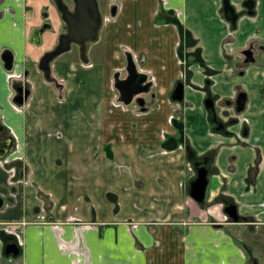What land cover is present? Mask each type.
Returning <instances> with one entry per match:
<instances>
[{
	"label": "crops",
	"instance_id": "crops-1",
	"mask_svg": "<svg viewBox=\"0 0 264 264\" xmlns=\"http://www.w3.org/2000/svg\"><path fill=\"white\" fill-rule=\"evenodd\" d=\"M167 1L162 6L161 0H122L118 15L103 28L95 45L104 38V46L95 50L94 55L104 60L110 54L114 62L109 60L115 64L110 68L100 65V70L107 69L106 74L109 73L108 86L101 84L106 107L96 128L85 126V122L72 126L65 113L67 109H55L48 99L35 103L46 118L45 126L60 113L64 115L63 126L56 124L50 136L53 143L59 146L67 133L78 135L86 150L89 141L97 148L96 161L88 152L69 157L74 149L71 144L61 147L62 152L51 148L53 155L46 156L42 151L45 143L39 137L45 131L44 125L41 127L37 120L32 122L31 118L37 117L35 113L23 116L22 110L25 105L28 108L35 96L38 81L48 82L46 86L57 84L69 93L71 102L88 98L94 83L86 84V79L74 72L80 69L95 76L90 70L96 65L85 66L90 59L87 63L80 60L79 66L68 61L60 66L59 62L51 66L54 80H48L39 67L47 49L39 51V45L31 38L35 22L24 11L25 1L18 5L13 0L0 2L5 7L14 3L19 10L15 17L0 16V121L6 125V138H13L6 160L0 158V231L4 230L9 240L21 248L19 255L6 254V242L0 235V264H264L261 174L256 176L251 189L243 192L249 167L264 156V140L259 137L264 136V121L259 119L264 113V105L259 103L260 97L264 98V58L262 66L254 68V74L251 72L252 80L245 81L249 116L255 118V124H261L250 135V140L256 136L255 141L227 145L223 141L228 138L212 134L211 129L207 138L193 139L196 130L184 127L180 132L174 125L172 130L166 128L165 137L161 135L172 112L185 111L184 115L190 118L196 116L193 112L197 108L205 109V92L200 89L205 77L203 68L188 58L186 64H181L178 47L185 36L178 22L197 40L209 66L221 70L231 57L227 53L250 45L264 56V0H253L254 12L246 7L247 0ZM226 3L239 16L235 27L230 23L234 12L225 9ZM6 46L14 55V68L10 70L2 57ZM126 55H132L137 68H143L152 77L153 103L147 110L141 108V114L133 109L134 105L124 110L116 96L108 93L115 86V73L128 65ZM65 65H70L68 70ZM184 69L187 76L190 71L192 74L185 81V100L178 102L172 94L177 82L186 77ZM56 72L65 76L64 84L56 81ZM24 77L31 83V94L19 105L14 102L12 84ZM216 80L217 93L231 94L226 74ZM251 94L257 99L254 108L250 107ZM200 114L206 116V109ZM137 118L140 125L133 123ZM134 124L137 128H132ZM184 140H193L199 152L217 150L214 166L220 175L213 177L215 184L207 209H202L201 203L189 194L192 177L186 150L180 145ZM61 153L65 162L59 159ZM18 163L25 166L23 174L10 167ZM238 164L243 167L237 169ZM137 177L144 183L142 189L133 187L139 182ZM110 178L114 181L111 190L105 185ZM220 193L236 203L240 201L244 214L255 217L250 222L257 225L255 232L239 241L229 224L217 222L224 211L223 204L217 201ZM42 206L49 212L46 218L39 211Z\"/></svg>",
	"mask_w": 264,
	"mask_h": 264
},
{
	"label": "flooded vegetation",
	"instance_id": "flooded-vegetation-1",
	"mask_svg": "<svg viewBox=\"0 0 264 264\" xmlns=\"http://www.w3.org/2000/svg\"><path fill=\"white\" fill-rule=\"evenodd\" d=\"M4 1L5 0H0V2H4ZM13 1H17L16 4L18 5V3L22 0H13ZM24 1H25V7H24L25 13L28 15L30 20L35 22V26L32 28V31H31V38L34 40L33 41L34 44L38 46L43 42V36L45 32L50 31L52 32V34H55V38L53 42L51 43V45L44 52L45 54L49 51H54L61 45L63 37L69 34V30H70L69 27H70V24L73 18L78 19L80 16L82 17L87 14L90 18L94 19L97 22L99 14H100L103 20V25L101 28V32H102L103 28L105 27V21H111L120 12L121 10L120 4L122 0H49V1L41 0L42 2L39 0H24ZM38 2H39V7L35 8ZM40 2H41V6H40ZM253 3H251L250 0H247L245 2L246 7L248 8L250 12L251 11L254 12L253 8L255 5H253V7L250 8V5ZM16 4L12 3V4H9L8 7H5L3 6V3L2 4L0 3V7H1L0 16L4 17L7 14H9L11 17H15L16 15H18L19 10L17 9ZM161 4L162 6H166L168 4V1L161 0ZM38 12H41L42 20H40V22L38 19H35V16L37 17ZM235 14L237 15V13H234V16ZM65 16H67L68 20L64 18ZM238 17L239 16L237 15L236 21H233V19L230 20V23L234 27L237 25ZM53 21H56L58 24L56 23L57 25H55ZM101 32H100V35H101ZM230 36L231 35H228V37ZM93 44L90 46L89 51L87 53L88 57H89V52ZM75 48L78 50L79 57L81 59L82 57L81 46L78 43L72 41L70 48L66 51L61 52L59 55H57L54 58V60L51 62V66L55 62H57L59 57L69 52H72V50ZM2 50H3L2 57L5 55L7 56V58L12 57L13 53L9 47L6 46ZM248 50L252 52L254 60L246 61L247 59L246 51ZM44 54L42 55V57L44 56ZM239 54H241L242 57H238ZM228 55H230L231 57L227 58L225 68L221 70L213 69L212 67L209 66L208 62L206 61V64H207L206 68L210 69L213 73H207L205 71V68L196 62L203 68V73L205 75L203 79L204 83L200 87V89L201 91L205 92L204 107L207 111L209 129L213 131L212 134H218L220 136H225L228 139H233V143L235 144H246L250 140V137H251L250 135L252 131L255 130L256 128H254L253 121H251V118L249 116V112L247 113V102L249 99V90H248L247 85L245 84V81L246 80L251 81L252 80L250 76L252 74L251 72H253L254 74V71H255L254 68H258L262 65L251 67L253 63H256V55H257V51H255V48L253 45L245 47L243 50L236 52L235 54L229 52L227 53V56ZM182 59L184 60V64H186L187 59H184V58ZM232 62L234 63L236 62V65H234V63ZM4 64H5V61H4ZM13 68H14V55H13V66L11 69ZM125 70H126V73L122 77H120L119 72L115 73L116 80L124 79L128 76L129 73L127 71V66ZM137 70L146 75V80L142 84L150 83L149 90L143 91L141 94L150 93L153 84L148 79L147 74L145 72L140 71L139 69ZM223 72H225L224 74H226L228 78H229V75L232 76L233 77L232 80L234 81L232 82L230 79L228 80L230 83V86L228 87V89L231 90V94L228 93V95H225V96L220 95L215 90V86H216L215 82L217 81L216 79H218L216 76ZM190 74H192V71ZM236 76H241L242 78L241 81H239V79H236ZM19 78H21V76ZM142 78L143 76L141 77L138 76L135 79V81L139 82ZM186 79L188 81L190 80V78L187 76V73H186V77L184 76V80L182 79L184 83ZM240 82L245 84L246 88L242 87L241 84H239ZM12 86L14 90L13 98H15V96L18 95V88L21 86H23V88H21L23 89V91L21 92L22 95L25 94V91L27 89H29L30 94H31L30 84L28 83V80L26 79V77L22 79H15ZM137 86L139 85H135V87ZM263 90H264V85H263ZM30 94L28 95V97L30 96ZM261 95L262 94L260 93V96ZM28 97L25 99V101L28 99ZM209 98L212 99V102H213V107L211 108H208L206 104V100ZM242 98H245L244 107L240 109L243 103ZM260 100L264 104V98L262 99L260 97ZM145 109L147 110L146 106H145ZM171 120L172 119H170L169 121L170 123H172ZM172 124L174 125V123ZM6 129H7L6 125L0 121V142H2L3 139L11 138V137L6 138L7 137ZM180 145L183 146L184 149L186 150L189 163L193 167L190 169L192 179L198 176L199 169H204V168L208 169L209 171L208 172L209 184L207 186V192H208L211 179H213L214 176H218L216 174H219L216 172L217 168L214 166L215 152L217 150L209 149V150H205L204 152H199L195 149V145L193 146V140L191 143L185 142L184 140V144H180ZM261 158L262 159L257 160V162H255L252 166L249 167V170L250 172H252L253 177L251 178L250 176H247L245 190L251 189L252 182L256 178V175L259 172V170H261V162L264 161V156H262ZM221 203L224 206V211L228 205L232 203L237 204L235 200L227 196H226V200ZM237 206H238V212H239V205L237 204ZM226 214L228 215L227 212ZM239 214H240V222L242 220L245 223H250V222L255 221L254 216L245 215L240 212Z\"/></svg>",
	"mask_w": 264,
	"mask_h": 264
},
{
	"label": "rangeland",
	"instance_id": "rangeland-1",
	"mask_svg": "<svg viewBox=\"0 0 264 264\" xmlns=\"http://www.w3.org/2000/svg\"><path fill=\"white\" fill-rule=\"evenodd\" d=\"M39 1H41V0H39ZM42 1H44V0H42ZM41 2H40V6H41ZM36 7H39V2L36 4L35 8ZM35 19H38L39 22H40V20H42L41 19V12L37 13V17L35 16ZM53 22H54L55 25L58 24L56 21H53ZM108 22H110V21H105V25L108 24ZM54 38H55V34H52V32H50V31L49 32H45V34L43 36V42L38 47L39 51H42V50L44 51L45 49H47L51 45V43L53 42ZM104 41H105L104 38H102V40L97 45L93 44V47H92V49L89 52L90 63H88V65H85V66H90L91 64L92 65H96L95 68L90 70V72L91 71L94 72L93 74L95 76L91 75V73H86L85 71H80V69L78 71L74 72V74L79 75V77L83 76V78L86 79L85 80L86 84H88V83L92 84V82L94 83L93 91L87 93L89 95L88 98L84 96V98H82V100L80 98L78 100H76V101L72 99V102H71V101H69V99H70L69 93H67L66 91L62 90L61 87L58 86L57 84L52 85V86H50V85L46 86V83H48V82H44V83L40 82L39 83V81H38V85H36V87L34 88L35 96L33 97L32 101L28 105V108H27L26 105L23 106V108H22V110L25 112L23 114V116L27 115L26 113H30V112L35 113L37 117L36 118H31L32 122L34 123L37 120V124H39L42 127L45 124V122H46V118L43 116V112L42 111H40L39 109L35 108L36 107L35 103H36V101L38 102L39 99H41L43 101L48 99L49 102L51 103V105L53 107H55V109H60L61 111L64 108L67 109V112H65V113H66V115L69 118V124H71L72 126H77V124H81V123L85 122V126L91 128V129L96 128L97 124L99 123V121H102L101 120V116H102L101 113H102V111L104 112V109H105L104 107H106V100H105V97H103L104 96V87H102L101 84H105V85L108 86L107 83H108V73H109L108 72L106 74L107 69H106V71L100 70V68H103V67H100V65H107V67L110 68V67H113V65L115 64V63H111L110 62V60L112 62H114V60H112V57H111L110 54H107L106 56H104L105 57L104 60L103 59H99V57H96V55H94V53L96 52L95 50L99 49V51H100L101 47L103 49ZM256 51H257L256 63H253V65H251V67L260 66L261 65V59L264 58L263 53H261L259 49H257ZM126 57H127V61H128V55H126ZM238 57H242V55L239 54ZM80 60L81 59L79 57V52L75 48V49L72 50V52H69V53L64 54L63 56L59 57V59L57 60V62L54 63V65H56V63L58 64L59 62H62V63H59L60 66H62L63 64H66L65 61H68V62H71V63H75L76 66L77 65L79 66ZM232 63H234V62H232ZM214 65H215V67H217V65H219L218 60H215ZM234 65H236V62L234 63ZM64 67L68 70L70 65H65ZM89 69H91V67ZM140 69H141L140 71H143V72L145 71L143 68H140ZM125 71H126L125 69H122L121 71H119L120 77H122L125 74ZM146 71H148V70H146ZM185 71L186 70H184V72ZM29 72H30V75H31L32 71L29 70ZM224 73L225 72L220 73L216 77L218 79L222 78L224 76ZM53 74L57 78L56 81L64 84V82H65V78L64 77L65 76L63 77V75H61L60 73L58 74L57 72L53 73ZM147 76L149 77L148 79L150 81H152V77L150 76L149 72H148ZM229 79L232 82H234L232 80L233 77L230 76V75H229ZM236 79H239V81H241L242 78H241V76H236ZM69 80L70 79L68 78V81ZM72 80L74 81V78H72ZM114 81H115V78H114ZM239 84H241L242 87L246 88V85L243 84L242 82H240ZM226 86L229 87L230 85H226ZM78 90L79 89H77V91ZM108 93L110 94L111 97L116 96L118 101L121 102V108H123L124 110L131 109L130 106L134 105L133 109L136 110L137 114H141L142 113V109H141L140 105L136 101H133L132 104L129 105V106H128V104H124L121 101L120 93H119L118 89L116 88V86H113V88L110 87L108 89ZM140 96L145 98V100H146V105L145 106H147V108L152 105V103H153L152 102V96H153L152 92L145 93V94H140ZM252 97H253V99H252ZM192 99L195 102H197V100H198V102H200V100L198 98H197V100L195 98H192ZM250 102H251V106H250L251 108H254L257 105V99L252 94H251V101ZM259 103L263 104L262 101L259 102ZM44 107H45V104L43 105V108ZM201 111L204 112L205 109L203 107L202 108H197V110L193 112L194 114H196V116L195 117L190 116V118L188 116L184 115V114L187 113V112L185 113V111H184V113H183V111H182V113L180 112L181 114L177 113V111H175V113L172 112V114L167 118V124L162 126L163 127V131H162L161 135L164 136L165 130H167L166 128H168L169 130H172V128L174 129V126H173L172 123H174L175 120H179V121L182 122L181 124H182L183 127H185V130H186L187 127H190L191 130H196L197 131V134L193 135V139H195L196 136L198 138H200V140H203L204 138H207V134H208V131H209L208 117H207V115L206 116L201 115L200 114ZM248 112L249 111L247 110V113ZM173 116H174V118H172L173 119L172 123H170L169 122L170 118L173 117ZM63 118H64L63 113H60V116L54 118V121H51L48 125H46V126L44 125V127H42V129H44L45 131H41V133L39 134V137L45 143V146L42 149L43 153L46 156H52L53 155V151L51 150V148L53 150H55V151L62 152L63 150H62L61 147H63L64 145L69 146L71 144V146L74 149L72 150L71 153H69V157H71V156L76 157L77 155L81 154L82 152H88V156H91L92 160L95 158L94 161H96L95 153L97 152V148H95L93 143L91 141H89V149L86 150V148H84V146H83V143L81 142L82 139L78 135L75 136L73 134H68L67 133L65 138L62 139L58 143L59 146L57 144L53 143L54 139L53 138L50 139V136L54 134L53 132L55 130L54 128H55L56 124L58 126H63V124H64ZM250 118L253 121L254 128H257L259 130L261 128V124H259V123L255 124L254 123L255 118H252V117H250ZM259 119L264 121V113L260 114ZM0 120H2V118H0ZM133 123H136L137 125H140L141 121H140V119L137 118V119L133 120ZM137 125L134 124L132 126V128H137ZM259 137H260V139L264 140V136L263 135H260ZM255 140H256V136H254L251 140H249V142L252 143ZM232 142L233 141L229 142V139H225L223 141V143L227 144V145H231ZM51 144H53V145H51ZM64 158L65 157L61 153L60 156H59L60 161L65 162ZM10 162L11 161H9V163ZM261 166H262V169L259 170L257 175L261 174L260 184L263 185V182H264V161H263V164ZM10 167L15 168V170H18V171L21 170L22 174H23V171H24V168H25L24 164H22V163H18V164L12 165V166L10 165ZM241 167H243L242 164H240V165L238 164L237 165V169H241ZM191 168H193V167L189 163L188 164V169L190 170ZM131 171H133V169ZM252 175H253L252 172H250V170H249L248 171V176H250L252 178L253 177ZM142 177L145 178L144 176H142ZM137 179H138L139 182H135L133 184V187L135 189H142L144 187V183L142 182V180H139V177H137ZM109 180H110V182L105 183V185L107 187H109V190H111V184L114 183V181H113L112 178H110ZM214 184H215V178L211 179V183L209 185V189H208V192H207V197H206L205 201L200 204V207L202 209H205V208L207 209L208 206L211 204V201L209 200V193H210L211 188L214 186ZM245 191L246 190L244 188L243 192H245ZM258 192H260L259 187H258ZM237 203L239 204V212L244 214L243 206H241V202L238 201ZM244 205H246V204H244ZM40 210L42 212L41 216L43 218H46L48 216V213H49L48 210L46 209V207L42 206V208L39 209V211ZM216 220H217V222H222V223L224 222L227 225L229 224L231 226L230 227V231H231L232 235L235 238H237L239 241L241 240L242 236L245 237L246 234H249V232H255L256 228H257L256 227L257 225L254 224V223H251V224L250 223H245L243 220L241 222L240 221L239 222H235L231 217H229L226 214L225 211H223L221 216H220V218L216 219ZM244 240L242 239L243 242H244ZM253 248L254 247L251 248L252 255H254V253H255V250Z\"/></svg>",
	"mask_w": 264,
	"mask_h": 264
},
{
	"label": "water",
	"instance_id": "water-1",
	"mask_svg": "<svg viewBox=\"0 0 264 264\" xmlns=\"http://www.w3.org/2000/svg\"><path fill=\"white\" fill-rule=\"evenodd\" d=\"M250 1L251 3H253L252 0ZM253 5L254 3L250 5V8H252ZM225 9L228 10V12L230 13L231 12L235 13L234 7H232L229 3H226ZM64 18L68 20L67 16H65ZM232 19L233 21H236L237 15L235 14V16ZM102 25H103V20L100 14L97 22L94 19L90 18L87 14L82 17L80 16L78 19L73 18L69 27L70 28L69 34L63 37L61 45L54 51H49L45 53L44 56L40 59L39 67L43 71L45 77L48 80H54V77L51 75V62L61 52L68 50L70 48L72 41L78 43L81 46V54H82L81 60L87 63L89 61L87 53L89 51L90 46L99 40ZM246 53H247L246 61L254 60L253 54L250 50L246 51ZM3 60L5 61L6 68L11 69L13 66V55L10 58H7V56L5 55L3 56ZM127 71L129 74L126 78L116 80V88L121 94L120 99L125 104H131L133 101H136L140 106L143 107V109H145L146 100L144 97L140 96V94L143 91L149 90L150 83L142 84L146 80V75L137 70V66L133 61L131 55H128ZM138 76L140 77L143 76V78L139 82H136L135 79ZM135 85H139V86L135 87ZM21 88H23V86L18 88V95L15 96L14 98V102L19 105H22L25 102V99L30 94L29 89H27L25 91V94L22 95L21 92L23 91V89ZM172 98L173 100L178 102H183L185 100L184 81L180 80L177 82L174 92L172 94ZM242 100L243 103L240 109L244 107L245 98H242ZM206 104L208 108L213 107L212 99L210 98L207 99ZM12 144H13L12 137L8 139H3L2 142H0V157H5L8 154ZM19 172L21 174V170H19ZM208 172L209 171L207 168L199 169L198 176L190 181L189 194L199 203L204 202L207 196V186L209 184ZM225 211L235 222L240 221V214L238 212L237 204L232 203L228 205L225 208ZM5 239L7 241L5 246V253L10 255L11 254L19 255L21 253V248L18 245V243L15 241L11 242L9 240L10 239L9 237H6Z\"/></svg>",
	"mask_w": 264,
	"mask_h": 264
},
{
	"label": "trees",
	"instance_id": "trees-1",
	"mask_svg": "<svg viewBox=\"0 0 264 264\" xmlns=\"http://www.w3.org/2000/svg\"><path fill=\"white\" fill-rule=\"evenodd\" d=\"M178 25H179L181 31L183 32V35L185 36L184 41H182V43L178 47L179 56L181 58H184V59L188 58L189 62H197L205 68V71L207 73H213L210 69L206 68L207 67L206 60L204 59V57L202 55V49L200 47H197V40L195 38H193V36L189 30L183 29V26L179 22H178ZM191 47H193L195 49L192 51H187V48H191ZM190 73H191V71L188 72V77L190 76ZM181 123L182 122L179 120H175V122H174L175 127L178 128V130L180 132H182V130L184 128ZM225 200H226V196L224 194H220L217 197V201L223 202ZM0 235H1V238L4 239V241L7 243L5 238L9 237V236L4 232V230L0 231Z\"/></svg>",
	"mask_w": 264,
	"mask_h": 264
},
{
	"label": "built area",
	"instance_id": "built-area-1",
	"mask_svg": "<svg viewBox=\"0 0 264 264\" xmlns=\"http://www.w3.org/2000/svg\"><path fill=\"white\" fill-rule=\"evenodd\" d=\"M6 160V159H5ZM8 161V160H7Z\"/></svg>",
	"mask_w": 264,
	"mask_h": 264
}]
</instances>
